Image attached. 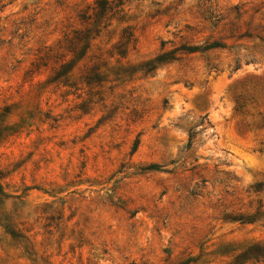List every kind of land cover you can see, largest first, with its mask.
I'll use <instances>...</instances> for the list:
<instances>
[{
	"label": "rangeland",
	"instance_id": "rangeland-1",
	"mask_svg": "<svg viewBox=\"0 0 264 264\" xmlns=\"http://www.w3.org/2000/svg\"><path fill=\"white\" fill-rule=\"evenodd\" d=\"M0 264H264V0H0Z\"/></svg>",
	"mask_w": 264,
	"mask_h": 264
}]
</instances>
